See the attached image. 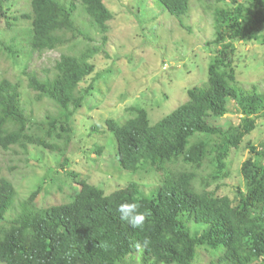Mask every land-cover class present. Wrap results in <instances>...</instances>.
<instances>
[{
    "label": "trees",
    "instance_id": "16d2710c",
    "mask_svg": "<svg viewBox=\"0 0 264 264\" xmlns=\"http://www.w3.org/2000/svg\"><path fill=\"white\" fill-rule=\"evenodd\" d=\"M29 1L31 14L20 17L8 15L0 4V20L9 26L19 18L31 20L24 39L32 51L87 39L75 22L77 5L102 33L113 17L104 0ZM158 1L180 23L191 6V0ZM195 1L213 27L212 38L204 43L210 51L205 79L188 88L187 98L154 123L138 104L128 106L126 116L105 120L116 140L119 168L135 173L146 166L161 174L152 196L135 182L108 191L74 170H62L76 156L72 118L94 88L93 59L99 47L61 54L52 76L24 71L36 98H48L57 107L55 115L38 121L22 104L19 82L0 78V148L18 147L26 155L31 145L50 150L56 159L66 160L51 166L49 182H59L62 191L64 182L79 186L68 194V202L39 205L44 174L17 201L18 190L0 165V264H136L135 257L141 264H196L200 257L206 258L204 264H264V141L256 145L245 140L264 117V89L259 83L241 84L235 65L236 42L261 37L264 0ZM0 49L12 59L23 52L17 36L8 42L0 38ZM88 77L91 81L80 87ZM231 112L238 122L227 118ZM84 141L77 140L78 148L94 161L91 154L100 155L103 147L85 152ZM243 145L249 154L239 168L242 182L234 184L233 197L221 195L232 176L231 153ZM122 203L137 205L145 215L141 227L121 219L117 208ZM12 208V217L6 218Z\"/></svg>",
    "mask_w": 264,
    "mask_h": 264
},
{
    "label": "rangeland",
    "instance_id": "374dc122",
    "mask_svg": "<svg viewBox=\"0 0 264 264\" xmlns=\"http://www.w3.org/2000/svg\"><path fill=\"white\" fill-rule=\"evenodd\" d=\"M113 13L107 24L109 29L102 33L93 26L85 11L77 5L75 22L85 33L87 39L78 37L66 44L50 50L32 51L24 39L25 32L31 27V20L19 18L9 26L5 19L0 20V38L8 42L17 36L23 52L15 59L0 49V78L19 82L22 104L33 120L43 119L45 115H55L57 107L48 99L36 98V91L28 86L25 72H34L40 78L52 76L54 65L61 54H77L87 47H99L95 56L94 88L72 118L73 136L71 146L77 149L73 158L56 159L57 155L47 149L31 145L29 155L14 148L4 151L0 148L2 174L11 179L18 193L17 201L23 200L44 177L43 193L36 199L37 204L47 206L62 200L68 202V194L77 187L75 183H63V191L53 184L49 173L53 164L66 160L64 169L74 170L81 179L112 191L135 182L146 196H152L160 186L162 177L151 167H140L130 173L117 166L116 140L106 130L105 120L126 116L125 109L138 104L149 114L152 123L171 112L187 98V89L198 85L207 76L209 52L204 43L212 38L211 20L204 13L198 1L191 0L188 14L183 15L182 23L170 15L158 0H104ZM8 15L22 16L31 14L29 0H0ZM106 35L105 44L103 36ZM235 65L238 81L251 86L259 83L264 89V27L261 37L252 42H236ZM25 71V72H24ZM91 77L81 83L83 87ZM231 109L233 106L231 105ZM232 122H238L234 112L227 115ZM84 142L85 152L92 147H103L101 154L92 153L94 161H88L77 140ZM259 145L264 141V117L258 120L254 131L245 137ZM70 146V147H71ZM249 152L245 145L232 151V176L226 180L219 193L233 197L234 184L241 183L239 168ZM48 169V170H46ZM67 170H64L66 172ZM61 182V181H60ZM65 199H67L65 201ZM13 208L5 215L12 217ZM206 258L200 257L196 264H204ZM136 264H141L135 257ZM203 261V262H202Z\"/></svg>",
    "mask_w": 264,
    "mask_h": 264
},
{
    "label": "clouds",
    "instance_id": "9594fccd",
    "mask_svg": "<svg viewBox=\"0 0 264 264\" xmlns=\"http://www.w3.org/2000/svg\"><path fill=\"white\" fill-rule=\"evenodd\" d=\"M117 211L121 219L127 221L134 228H139L144 223L145 215L137 211L135 204L122 203L118 206Z\"/></svg>",
    "mask_w": 264,
    "mask_h": 264
}]
</instances>
